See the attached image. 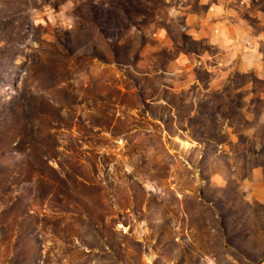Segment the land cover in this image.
Returning <instances> with one entry per match:
<instances>
[{"label": "rangeland", "instance_id": "obj_1", "mask_svg": "<svg viewBox=\"0 0 264 264\" xmlns=\"http://www.w3.org/2000/svg\"><path fill=\"white\" fill-rule=\"evenodd\" d=\"M0 264H264V0H0Z\"/></svg>", "mask_w": 264, "mask_h": 264}]
</instances>
